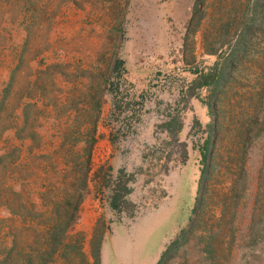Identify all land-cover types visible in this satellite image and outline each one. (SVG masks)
Masks as SVG:
<instances>
[{
	"label": "rangeland",
	"instance_id": "374dc122",
	"mask_svg": "<svg viewBox=\"0 0 264 264\" xmlns=\"http://www.w3.org/2000/svg\"><path fill=\"white\" fill-rule=\"evenodd\" d=\"M196 2L0 0V264H156L191 221L170 264H264V0ZM195 5L211 37L236 10L253 34L210 145L220 161L251 145L246 188L215 171L197 212L212 116L208 89L190 84L218 60L202 26L187 32ZM173 114L184 149L162 127ZM251 117L257 132L238 138ZM89 131L81 189L68 148ZM69 205L75 220L58 234Z\"/></svg>",
	"mask_w": 264,
	"mask_h": 264
},
{
	"label": "trees",
	"instance_id": "16d2710c",
	"mask_svg": "<svg viewBox=\"0 0 264 264\" xmlns=\"http://www.w3.org/2000/svg\"><path fill=\"white\" fill-rule=\"evenodd\" d=\"M199 2V0H197ZM196 2V4H198ZM197 6L195 5L192 9V14L190 20L188 21L187 25V32L191 30V35H195L198 31V28L201 26L205 29L202 32L201 38V46L204 50L205 54L214 55L217 57V62L208 68L206 72H199L196 79L191 82L190 86L195 88L206 87L208 89V96L205 100V105L207 106L208 112L212 116V123L209 124L208 128V138L206 139L205 145L201 151V169L199 175V193L198 197L196 198L194 212L199 211V208L204 207L207 201L206 195L208 192V186L212 180V176L215 171L221 173L223 169L227 174L233 175V188L237 189L240 193L246 188V153L248 146V142H244L240 140L237 143H234L227 151L230 152L233 157L227 159L226 161H220L219 159L216 160V154L218 149L215 147V143H212V137L216 135L217 132H221V124L217 122L216 119L218 118L217 114L220 110L221 105L226 99V95L228 94L227 89L232 85L236 84L237 80L233 75L234 72L240 71V60L247 52L245 43L248 41L253 34L248 38V34L252 32H248V26L245 19L241 16H238V11H234L233 14H229L226 20H217L216 23V32L215 37L210 36V31L208 24L206 23L208 18L206 14V9L203 7L201 10L196 9ZM255 12L253 17L255 18ZM252 17L251 21L254 20ZM206 27V28H205ZM237 27V28H236ZM238 27H240V31L238 32ZM244 27V28H243ZM248 38V39H247ZM255 118L251 117L250 122L246 128L242 130H238L237 135L238 138H242V136H253L257 130L255 129ZM179 121V124H178ZM174 125L176 128L174 129ZM163 130L168 134V136L175 142L178 148L184 149V144L179 143L177 139V132L181 127V120L179 119L178 114H173V116L169 115V122L164 124ZM90 134H87V138L84 143L86 144L81 150L77 148V144L80 141L79 136H74V140L71 142L70 148H68L69 155L73 159L75 172L77 174H81L83 177V185L81 189L86 188V179L89 173V163H90V150L92 147V143L94 142L93 137L90 139ZM216 135V137H218ZM86 137V136H85ZM253 147V146H252ZM184 153V151H183ZM238 156V157H236ZM222 160V159H221ZM117 194H114V200ZM70 211L72 210L73 213L68 216V219L65 218V222L62 227H58V234L66 233L69 229V226L75 220L74 213L77 211L75 206L72 207L69 205ZM195 229V223L191 221V223L187 226L186 229H183L178 236H176L162 251L160 257L156 264H170L173 262V258H175L176 253L181 249L184 242H188L190 234ZM207 230V229H205ZM204 230V231H205ZM209 237L210 235L207 234ZM205 238V237H204ZM208 239L206 237V248H208V252H213L212 246H210ZM201 240V238H200ZM213 239H211L212 241ZM208 255L206 254V257ZM27 263L30 264V260H27ZM93 264H98L97 259L94 260Z\"/></svg>",
	"mask_w": 264,
	"mask_h": 264
}]
</instances>
